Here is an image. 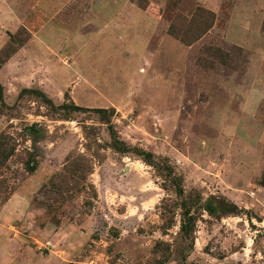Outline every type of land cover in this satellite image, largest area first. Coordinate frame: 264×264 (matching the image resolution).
Returning a JSON list of instances; mask_svg holds the SVG:
<instances>
[{
    "label": "rangeland",
    "instance_id": "rangeland-1",
    "mask_svg": "<svg viewBox=\"0 0 264 264\" xmlns=\"http://www.w3.org/2000/svg\"><path fill=\"white\" fill-rule=\"evenodd\" d=\"M0 264H264V0H0Z\"/></svg>",
    "mask_w": 264,
    "mask_h": 264
},
{
    "label": "trees",
    "instance_id": "trees-1",
    "mask_svg": "<svg viewBox=\"0 0 264 264\" xmlns=\"http://www.w3.org/2000/svg\"><path fill=\"white\" fill-rule=\"evenodd\" d=\"M11 52H12L11 50H10V51H8V49L5 50L2 59H0V65H1V63H2L6 58H8V56H9V54H10ZM1 96H2V94H1V86H0V98H1Z\"/></svg>",
    "mask_w": 264,
    "mask_h": 264
}]
</instances>
